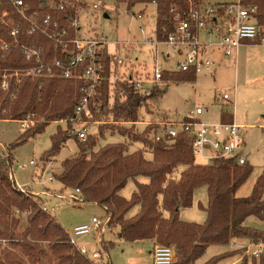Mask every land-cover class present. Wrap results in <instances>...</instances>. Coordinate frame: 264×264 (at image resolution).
Wrapping results in <instances>:
<instances>
[{"label": "trees", "instance_id": "16d2710c", "mask_svg": "<svg viewBox=\"0 0 264 264\" xmlns=\"http://www.w3.org/2000/svg\"><path fill=\"white\" fill-rule=\"evenodd\" d=\"M36 11L43 0H22ZM73 2L74 0H67ZM125 1L130 8L136 3H155L157 29L163 25L168 9L180 0H119ZM256 7L255 20L259 29L264 31V0H246ZM0 11L11 12L17 17L16 10L8 0H0ZM59 17L62 26H68L64 15ZM26 25H24V28ZM5 35V28L0 24ZM19 39L26 45L42 46L45 59L60 58L61 52L55 43L37 31L26 35L21 31ZM105 75L109 77V58H104ZM25 60L21 52L12 49L0 56L1 76L5 70L25 69L33 66ZM165 81L192 82L196 75L188 73H166ZM82 82L57 78H23L18 84L9 83V88L1 92L0 120L20 121L27 114L35 116V127L24 130L20 137L8 145L5 153L0 154V264H96L79 254L69 243L68 235L60 223L50 214L40 209L41 199L20 192L10 177L16 147L41 134L52 122L68 118L80 97ZM165 90V89H164ZM98 112H93L91 122H99L98 134L89 135L85 141L77 137L78 152L64 159L55 180L63 189L80 191L84 203L95 204L102 208L108 217V226L118 228L119 237L126 242L149 240L165 246H174L177 264H195L208 245L216 244L229 247L231 242H246L264 245V232L245 226L246 218L254 217L264 221V168L247 197H237L238 189L252 173V167L234 166L227 161L197 164L184 134L172 141H155V125H147L141 133H134L118 124L139 121V112L148 102L155 100L164 92L159 86L153 88L148 96L139 95L126 83L111 86L104 81L98 88ZM223 122H230L231 116L222 114ZM66 130L57 128L50 137V148L40 158L45 162L59 153L68 138L70 124ZM134 126V125H131ZM126 136L129 142H140L152 156L147 160L142 150L129 151L127 143H111L96 148L98 136L104 129ZM151 134V138L148 135ZM184 166L178 178L173 174L178 166ZM138 177L148 178V183L136 181ZM134 180L135 190L129 200L119 192L128 180ZM207 189L208 204L206 220L203 224L183 222L179 210L192 206L193 193L199 187ZM138 206V212L127 217V213ZM26 213V216L16 212ZM163 212L167 214L165 217ZM21 222L25 227L21 228ZM238 251L227 249L203 264H218L234 259ZM240 264H264V253L258 258H243Z\"/></svg>", "mask_w": 264, "mask_h": 264}, {"label": "built area", "instance_id": "2783aa9c", "mask_svg": "<svg viewBox=\"0 0 264 264\" xmlns=\"http://www.w3.org/2000/svg\"><path fill=\"white\" fill-rule=\"evenodd\" d=\"M8 1L16 10L18 20L11 12L0 11V24L5 28V35L0 30V56L16 49L22 53L26 61L33 62L34 65L25 69L5 70L1 76V92L8 90L11 81L18 84L23 78H57L82 82L80 97L73 112L68 118L60 121L70 124L69 133L77 136L81 141L87 139L89 125L101 124L91 122V120L93 112H98V88L104 81H109L112 87L120 83L129 84L139 95L148 96L154 87L165 81L163 76L166 73L193 72L196 76L208 74L216 65L210 53L215 51L222 57H232L236 61L238 49L243 44L264 42V33L259 29L255 20L256 7L246 3V0H231L228 3L217 4H204L201 0H180L168 9V15L163 18V25L160 29H157L155 21L153 35L147 37L144 35L141 40L116 41L112 44L104 39L80 36L78 14L85 7L81 0L73 2L43 0L38 10L33 12L22 0ZM149 4L155 7L154 2ZM92 8H103L101 0H96ZM62 12H66L64 18L68 26H62L60 18L52 15ZM136 18L141 19L142 15L138 14ZM24 25H26L25 28ZM21 31H25L29 36L37 31L43 33L55 43L61 52V57L47 61L44 47L24 44L19 39ZM139 31L144 34L143 27H140ZM109 45H113L114 51H109ZM145 46L154 61L151 74L146 70L144 62H142V67L137 68L135 62L137 59L133 58L131 53L133 49L141 51ZM106 55L110 65L109 77L104 74L103 61ZM215 101L221 105L228 102L235 108L233 94H223L216 97ZM203 112L204 109L198 106L178 122H146L141 118L133 124H123L155 125L153 133L155 141L161 139L172 141L178 135L184 134L194 157H200L207 164L227 161L234 166L244 165L247 162L242 134L245 127L236 124L233 120L216 123L204 122L200 119ZM18 122L23 130L31 129L36 125L35 116L32 114H27ZM260 129L264 133V124L260 126ZM28 165L38 170L34 180L36 184L44 185L46 182L55 181L57 171L52 159L45 162L31 160ZM20 168L24 169L26 165L23 164ZM10 177L23 194L37 197L50 196L45 191L35 193L25 190L15 182L12 169H10ZM56 198H61V196L56 195ZM68 198L76 202L82 199L78 189L71 190ZM39 207L41 211L51 215L42 202ZM16 213L26 216V213L19 211ZM108 220L107 217V222L104 223L101 219L92 217L89 223L77 225L71 229L70 233L66 232L69 243L79 254L96 264L111 263L107 254L104 255L94 249L90 250L87 244H80L79 240L99 234L102 243ZM230 247L231 250L238 251V255L228 264H240L243 258H258L264 253V245L234 241L230 243ZM151 258V264H177L178 261L174 246L154 245Z\"/></svg>", "mask_w": 264, "mask_h": 264}, {"label": "rangeland", "instance_id": "374dc122", "mask_svg": "<svg viewBox=\"0 0 264 264\" xmlns=\"http://www.w3.org/2000/svg\"><path fill=\"white\" fill-rule=\"evenodd\" d=\"M85 7L79 11V34L83 38L104 39L110 44L114 42H130L141 40L143 36L153 35L155 28L156 14L152 4L136 3L130 8L125 1L101 0L102 7L93 9L92 4L96 0H81ZM204 4L228 3L231 0H201ZM138 14L142 15L137 19ZM144 28L141 34L139 28ZM264 33V31H263ZM148 48L145 46L141 51L132 50L133 58H136V66L142 67V62L146 64V70L151 74L154 61L149 57L141 58V52L145 53ZM109 51H114L113 45H109ZM137 51V53H136ZM123 56V55H122ZM224 59L223 68H219L216 73L199 74L192 82H166L159 88L164 91L161 96L148 102L146 107H142L139 112V119L146 122L166 121L168 123L181 121L191 110L200 106L209 109L208 116L217 118V109L213 99L223 94L234 95L235 108L230 104L225 105V112L233 117V121L245 126L243 139L245 143V154L247 162L252 167V173L246 182L238 189L236 196L243 198L250 195L254 184L261 175L264 168V133L260 125L264 124V42L254 44L246 43L238 49L237 59L232 57H222ZM144 60V61H143ZM168 66V65H166ZM171 67V66H168ZM165 89V90H164ZM205 111V110H204ZM207 116V117H208ZM205 118V115L202 117ZM124 129H130L134 133H141L145 125L118 124ZM35 127V126H34ZM98 127L94 124L88 126L89 135H97ZM57 128L66 130L67 125L62 122L49 123L41 134L34 138H29L26 142L16 147L13 151L14 161L11 166L15 182L24 187L28 192L41 193L48 192L49 197L41 196V202L47 207L49 212L67 233L77 225L89 223L92 217H97L102 222H107L106 212L95 204L84 203L81 199L76 202L68 195L71 189H63L57 181L46 182L44 185L35 183L38 170L29 166L31 160L39 161L40 158L50 148V137ZM103 136H98L96 148L111 143H127L129 151L142 150L143 156L151 160V153L143 148L140 142H129L126 136L117 132H112L105 128ZM24 130L18 121L0 120V154L5 153L6 147L14 143ZM73 135V134H72ZM75 135L68 138L59 153L53 156L55 170L60 171L61 162L78 152ZM151 134L148 138H151ZM197 164H207L200 157H195ZM25 164L26 168H20ZM184 166H178L173 174L174 178L179 177V173ZM34 181V182H33ZM136 181L148 183V178L138 177ZM135 190L134 180H128L125 187L119 192L120 196L129 200ZM60 195L61 198H56ZM208 204L207 189L205 186L194 190L192 206L179 210V219L183 222L203 224L206 220ZM139 210L136 206L132 208L127 217L134 216ZM166 217L167 214L163 212ZM245 226L264 232V221L254 217L245 219ZM25 223L21 222V228ZM118 228L107 227L100 241V235H91L79 240L80 244H87L90 250H97L102 254H107L111 264H151L150 252L154 245L159 243L146 240L140 242H126L119 235ZM231 247H224L216 244L208 245L204 255L195 264H203L207 260L220 255ZM107 261V259H106ZM233 259L221 261L218 264H228Z\"/></svg>", "mask_w": 264, "mask_h": 264}, {"label": "crops", "instance_id": "0c3cea01", "mask_svg": "<svg viewBox=\"0 0 264 264\" xmlns=\"http://www.w3.org/2000/svg\"><path fill=\"white\" fill-rule=\"evenodd\" d=\"M141 58L142 59H147V57H149L150 59H151V55L149 54V52H148V49L146 50V52L145 53H142L141 52ZM209 54V53H208ZM210 56L212 57V59L216 62V65H215V68L213 69V73H216L217 72V70L219 69V68H223L222 66H224L223 64H224V59L222 58V56L221 55H219L217 52H212V53H210ZM219 67V68H218ZM197 77V76H196ZM176 83H179V82H176ZM226 94V93H225ZM214 101H213V103L215 104V105H217L216 106V111H217V118L216 117H212V116H208V112H209V109H208V107L207 108H203L205 111L203 112V114L200 116V119L202 120V121H204V122H207V123H216V122H223L222 121V114H225V115H228V116H231V115H229V114H226L225 113V108H224V106L225 105H228V102H224V103H222V105L221 104H218V103H216V101H215V98L213 99ZM205 115V118H202L203 116ZM208 116V117H207ZM186 117V115L184 116V118ZM183 118V119H184ZM231 120H233V117L231 116ZM240 125H242V124H240ZM243 126V125H242ZM261 126V125H260ZM259 126V127H260ZM245 127V126H244ZM154 244V243H153ZM230 247V246H229ZM229 250H231V249H229ZM150 255H151V252H150ZM151 257V256H150ZM151 262H152V258H151ZM231 262V261H230Z\"/></svg>", "mask_w": 264, "mask_h": 264}]
</instances>
